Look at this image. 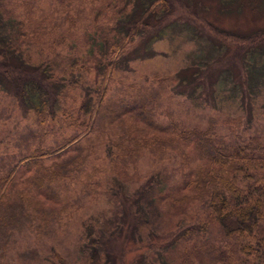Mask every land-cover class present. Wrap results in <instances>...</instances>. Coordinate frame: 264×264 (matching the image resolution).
<instances>
[{
    "label": "trees",
    "instance_id": "trees-1",
    "mask_svg": "<svg viewBox=\"0 0 264 264\" xmlns=\"http://www.w3.org/2000/svg\"><path fill=\"white\" fill-rule=\"evenodd\" d=\"M56 1L62 6L56 5L53 11L44 13L34 10V5L25 0L19 6L27 11L14 14L15 8L0 0V87L14 92L27 113L36 117L35 127H29L22 135L27 141L24 152L0 156V259L13 238L27 229L43 237L50 235V228L55 225L60 228V214L65 208L58 204L62 203L61 185L78 181L89 185L87 179H82L88 166L79 153L84 149L79 140L97 131L96 120L103 111L109 78L118 63L115 55L124 54L140 31L148 30L156 21L161 24L163 12L167 11V0H114L105 5V0H76L75 6L74 0ZM220 1L226 5L240 3ZM248 1L257 9H264V0ZM89 5L101 11L112 5L119 8L113 9L115 14L108 25L91 23L81 30L77 20L83 23ZM62 7L68 9L60 22L58 12ZM67 19L71 24L64 27ZM75 36L84 40L83 47L77 54L72 53L67 66L55 69L56 63L49 55H62L57 49L69 39H74V48H80ZM203 36L211 43L208 52L214 49L206 60L214 57V61L222 58L227 63L237 60L240 64L235 74L245 88L241 89L242 96L252 95L259 82L264 85V28L241 35L211 24ZM36 51L40 59H35ZM212 66L210 63L209 71ZM80 69L82 78L86 77L81 80V87L85 88L86 81L90 83L91 73H95L93 80L98 78L93 87L97 95L80 108L87 119L81 122L75 110L59 106L62 97H69L70 87L80 82L73 76ZM230 69L228 65L226 77L230 76ZM105 107L110 111L111 107ZM139 108L143 112L141 105ZM242 119L239 116L224 121L232 136L220 134L216 122L188 128L180 124L169 126L171 138L133 134L130 146H120L114 153L123 164L117 175H126V161L137 159L145 149L159 159H166L175 151L183 161V182L174 189L166 177L156 184L149 178L138 188L136 197L119 204L120 212L129 217L126 224L119 222L120 213L116 212L113 216L100 214L95 223L86 222L81 237L85 264H120L129 243L150 248L148 255L135 258L131 264H264V125L247 134L240 130ZM54 123L59 126L58 131L66 124L65 128L74 131L62 141L56 138L46 145L45 138L56 126ZM31 139L38 141L32 146ZM70 144L75 149L66 153ZM192 161L197 163L196 168H192ZM22 167L34 170L26 178L29 182L25 187L20 186L16 176ZM88 175L92 179V174ZM195 205L200 206V212ZM58 259L60 263L63 260L60 255Z\"/></svg>",
    "mask_w": 264,
    "mask_h": 264
},
{
    "label": "rangeland",
    "instance_id": "rangeland-1",
    "mask_svg": "<svg viewBox=\"0 0 264 264\" xmlns=\"http://www.w3.org/2000/svg\"><path fill=\"white\" fill-rule=\"evenodd\" d=\"M23 1L25 0H6V6L15 8L14 14H23L27 11L23 6H19ZM27 1L34 5V10L44 13H49L56 5H60L56 0ZM125 1L129 2L123 0V3ZM106 2L113 4L114 0H105L104 5ZM76 3L74 0L73 5ZM166 3L168 12H163L165 16L161 19L162 23L156 21L148 30L140 31L135 35L134 41L128 44L124 54L116 53L118 63L109 78V90L102 102L104 108L101 116H95L97 131L90 132L89 138L79 140L84 148L79 153L85 158L88 166V170L82 172V179H87L89 185L81 181L61 185L62 203L58 204L65 208L60 214V228H55V225L50 228L52 233L43 237H38L29 229L15 236L5 256L0 259V264H85L87 260L82 251L81 237L84 236L86 222L95 223L100 214L113 216L116 212L120 213L119 222L126 224L124 221H129V217L124 211L120 212L119 204L122 205L123 202L136 197L138 188L149 178L152 184H156L159 179L164 180L166 177L169 179L168 184L174 189L178 184H182L180 168L183 161L181 162L175 151H171L168 158L159 159L145 149L142 155L135 159L136 163L133 159L126 161L129 162L124 168L126 175L121 177L116 174L117 170L121 171L123 164L114 153L125 143L130 146V137L133 134L171 138V125L181 124L184 128L205 127L216 122V130L220 134L232 136L229 124L224 121L239 116H243L240 130L247 134L254 133L264 125L263 82L255 86L251 97L242 96L241 89L245 88L241 86L235 74L240 64L238 65L237 60L227 63L222 58L214 61V57L211 61L206 60L207 57H212L210 54L214 53V49L212 53L208 52L211 43L203 36L211 24L241 35L264 28V9H257L248 0L233 2V5H226L220 0H167ZM116 7L112 5L101 11L100 8H92V5H89L88 12L82 19L83 23L78 18V27L82 30L91 23L99 25L106 22L108 25ZM62 8L63 10L58 12L60 22L64 21V11L68 9ZM71 12L74 13L72 6ZM6 16H9L7 12ZM69 24L71 22L67 19L64 27ZM75 39H78L79 45L84 42L79 36H75ZM73 41L74 39H69L64 42L66 49H62L64 46L57 49V52L62 53L57 58L53 55L54 52L49 55L56 63L55 69L67 66L72 53L77 54L83 47L81 44L80 48H74ZM33 55L35 59L41 58L38 51ZM210 63L214 66L213 70L209 71ZM228 65L232 71L230 76L226 77ZM218 70H221L220 74L215 73L213 76ZM73 76L80 79V82L76 87H70L69 97H62L59 106L75 110L81 122L86 119V115L80 108L97 95L93 87L98 78L93 80L96 78L95 73H91L90 83L87 84L86 81L84 88L81 87V80L86 77L82 78V70H75ZM180 78L186 80L181 81ZM234 92L236 95H233ZM140 105L143 112L140 111ZM105 106L111 107L110 111ZM119 109V112H115ZM35 119L34 113H27L20 105L14 92L5 91L0 87V156L24 152L27 141L22 135L29 127H35ZM54 124L56 126L50 129L45 138L46 145L54 143L56 138L62 141L64 136L74 131L72 128H65L66 123L62 131H58L59 126ZM56 130L57 133L54 132ZM37 141L31 139L29 144L33 146ZM73 145L66 147L69 150L66 153L74 151ZM188 152L194 156L192 150ZM191 164L192 168L197 167L195 161ZM25 168L22 167L16 174L21 187L27 185L29 180L26 178L34 172L33 169L28 171L24 170ZM88 174H92V179H89ZM195 207L201 211L199 205ZM128 246L127 254L122 257L120 264H131L135 258L143 254L148 255L150 251L149 247L130 243ZM59 255L63 259L61 263Z\"/></svg>",
    "mask_w": 264,
    "mask_h": 264
}]
</instances>
